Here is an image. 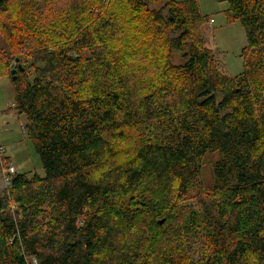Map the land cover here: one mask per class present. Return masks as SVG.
<instances>
[{
    "label": "trees",
    "instance_id": "trees-1",
    "mask_svg": "<svg viewBox=\"0 0 264 264\" xmlns=\"http://www.w3.org/2000/svg\"><path fill=\"white\" fill-rule=\"evenodd\" d=\"M36 1L0 0V74L24 68L9 76L14 106L44 171L5 180L0 148V264H195L176 234L163 243V213L213 152L212 195L184 228L204 242L198 264H264V0H216L246 36L235 78L216 68L197 0L150 12L158 0H40L28 13ZM152 122L169 134L135 135Z\"/></svg>",
    "mask_w": 264,
    "mask_h": 264
},
{
    "label": "rangeland",
    "instance_id": "rangeland-1",
    "mask_svg": "<svg viewBox=\"0 0 264 264\" xmlns=\"http://www.w3.org/2000/svg\"><path fill=\"white\" fill-rule=\"evenodd\" d=\"M214 1L215 6H208L202 2L201 14L204 16L207 13L209 20L212 19L213 22L205 23V26L201 25L198 30L204 38L205 45L215 55L216 68L226 76L235 78L244 71V58L241 55L243 49L247 46L245 32L238 21L229 22L227 20L225 11L228 9V4ZM42 2L37 0L33 10L28 11V13L35 14L38 12ZM161 6L162 2L160 0L149 3L147 11H158ZM165 14L166 12L163 13V15ZM206 28H210L209 30L212 31V34L207 32L203 34ZM180 55V52L172 51L171 64L182 63ZM155 68L156 72L161 71V66L155 64ZM9 76L0 74V148L2 156L10 160V163L16 168L17 174H25L27 177L37 174L42 177L44 171L39 156L27 133L23 132V129L26 131V117L23 114H19L14 106V95ZM160 133L169 134V131L166 130L163 124L152 122L146 126L139 127L135 135L140 134L148 137L149 135H159ZM131 146V141L122 143L123 149ZM123 157L125 156H120V159ZM217 158L218 154L216 152L207 153L202 157L197 184L184 196L173 194L168 200L163 213L167 218L164 226L165 234L162 237L163 243L169 244L174 248V236L176 234L177 237H180V239H177V243L182 245L195 264H198L199 258L205 251L204 242L202 238L195 236L194 231L184 228L188 225L187 218L190 212L197 210L199 200H207L212 195L211 189L214 186L212 167ZM129 202L125 201L126 204H129ZM131 203L140 206L136 201H131ZM167 208L171 218L166 213ZM143 209H139V211L142 212ZM149 217L147 213L144 214V218ZM149 260L147 264H167V261L160 256L152 255Z\"/></svg>",
    "mask_w": 264,
    "mask_h": 264
},
{
    "label": "water",
    "instance_id": "water-1",
    "mask_svg": "<svg viewBox=\"0 0 264 264\" xmlns=\"http://www.w3.org/2000/svg\"><path fill=\"white\" fill-rule=\"evenodd\" d=\"M10 75L12 77V80H15L16 79V76H15V72H16V69L19 70L20 72H22L24 70V68L20 65V64H16L15 61H12L10 63ZM159 224H162V220L158 222Z\"/></svg>",
    "mask_w": 264,
    "mask_h": 264
},
{
    "label": "built area",
    "instance_id": "built-area-1",
    "mask_svg": "<svg viewBox=\"0 0 264 264\" xmlns=\"http://www.w3.org/2000/svg\"><path fill=\"white\" fill-rule=\"evenodd\" d=\"M23 132H26L25 129H23ZM16 172V168L12 165V163H9L6 168L3 170V176L5 180H8V178L13 175ZM35 263V261H33Z\"/></svg>",
    "mask_w": 264,
    "mask_h": 264
},
{
    "label": "crops",
    "instance_id": "crops-1",
    "mask_svg": "<svg viewBox=\"0 0 264 264\" xmlns=\"http://www.w3.org/2000/svg\"><path fill=\"white\" fill-rule=\"evenodd\" d=\"M198 2L200 1L199 3V9H200V12H201V5H202V2L206 3L208 6H215V1L214 0H197ZM203 8V7H202ZM202 13V12H201ZM204 16H208L207 13L204 15ZM212 19H210L207 23H212ZM205 26V25H204ZM210 29V28H209ZM208 28H206V30L203 31V34H205V32H207L208 34H212V31L209 30Z\"/></svg>",
    "mask_w": 264,
    "mask_h": 264
}]
</instances>
